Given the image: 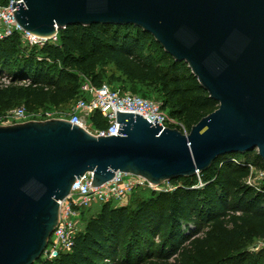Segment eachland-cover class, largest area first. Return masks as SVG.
I'll list each match as a JSON object with an SVG mask.
<instances>
[{"label": "water", "instance_id": "95a60500", "mask_svg": "<svg viewBox=\"0 0 264 264\" xmlns=\"http://www.w3.org/2000/svg\"><path fill=\"white\" fill-rule=\"evenodd\" d=\"M18 25L48 37L71 25H131L185 62L218 103L187 134L117 111L116 135L68 119L0 125V264H34L58 225L59 201L87 172L153 184L192 177L217 157L256 150L264 164V0H23Z\"/></svg>", "mask_w": 264, "mask_h": 264}, {"label": "trees", "instance_id": "16d2710c", "mask_svg": "<svg viewBox=\"0 0 264 264\" xmlns=\"http://www.w3.org/2000/svg\"><path fill=\"white\" fill-rule=\"evenodd\" d=\"M153 48L168 57L162 64L163 59L154 56ZM121 61H128L140 73L142 82L151 80L148 86L158 92L161 108L179 120L187 131L218 107L187 64L175 62L148 32L131 25L91 24L61 28L56 43L47 42L41 46L25 45L18 33L1 39L0 75L5 74L10 84L0 88V111L20 105L18 103L26 109L75 103L80 93L81 76L101 85L104 82L96 67L102 62L120 64ZM22 80L29 81L23 84ZM132 89L137 91L136 87ZM140 95L150 99L145 93ZM89 122L95 130L107 127L106 119L99 112L93 113ZM236 156L238 154L234 153L219 156L201 172L208 198L217 201L219 212L225 209L224 199H221L230 188L238 187L240 196L235 205L243 204L242 207L235 206V210L251 211L264 203V194L239 181L249 175L248 163L263 166L262 159L254 151L245 153L240 162L231 159ZM218 165L223 170L216 171ZM190 179L187 178L188 184H192ZM214 185L220 186L222 196L214 192ZM198 193L189 187H180L173 192L151 191L134 206L106 202L89 216V209L84 210L71 250L55 259L40 258L34 264H111L121 254V264L139 263L144 259V247L161 231L162 235L168 236V253L174 254L184 242L187 230L178 216L187 214ZM232 258L237 256L232 255ZM244 261H248L247 257ZM203 264L230 263L217 259ZM248 264H264V250Z\"/></svg>", "mask_w": 264, "mask_h": 264}, {"label": "rangeland", "instance_id": "374dc122", "mask_svg": "<svg viewBox=\"0 0 264 264\" xmlns=\"http://www.w3.org/2000/svg\"><path fill=\"white\" fill-rule=\"evenodd\" d=\"M153 53L158 59H163L160 64L168 58L164 52L158 51V48H153ZM96 72L99 73L101 81L108 83L113 88L137 94L145 93L150 96L151 100L160 101L158 92L151 90L148 86L151 80L142 82L140 73L128 61H121L120 64L102 62L96 67ZM0 80L3 82L1 78ZM20 82H25L23 84L28 83L26 80ZM9 84L10 82L6 86ZM6 86L0 84V88H5ZM132 87H136L137 91H133ZM73 107L74 102L71 101L59 106L29 107L27 112L29 118H36V115L41 112H48L51 116L50 118H68L73 111ZM88 124V129L93 131L94 128L89 121ZM188 132L186 130V134ZM253 151L257 153L256 150ZM249 153H252V151ZM243 155L238 154L236 158L232 157L231 159L234 162H240L244 158ZM215 170L223 169L218 165ZM190 178L192 184H188L187 178H179L163 185L167 192H173L180 187H189L199 192L194 196L193 204L191 203L192 205L189 206L187 214L178 216L180 223L187 228L184 234V242L174 254L168 253V236L162 235L161 231L152 236L150 244L142 250L144 253L143 261L139 263L135 261L133 264H203L217 259L225 260L230 264H248L254 260L256 255L264 250V214L262 213L264 203L258 204L251 211L235 210V206L242 207L241 205H243L242 203L235 205L240 196L238 187L230 188L222 196L224 193L221 191L220 186L214 185V192L222 196L221 201L224 199L225 209L219 212L221 210H217V205L215 204L217 201L213 198H208L209 194L204 189L205 183L202 180L201 173ZM239 181H241L242 185L252 187L255 191L264 194V165L254 166L253 169H250L249 175L245 178H240ZM150 193L151 191L148 189L138 188L130 201H125L123 204L134 206L137 200L148 197ZM111 203L120 205L119 202L112 201ZM100 206V204H94L87 211L89 212L87 216L98 212ZM166 231H168V226ZM232 255L237 256V258H232ZM246 257L248 261H244ZM120 259L122 260V254L111 264H121Z\"/></svg>", "mask_w": 264, "mask_h": 264}, {"label": "built area", "instance_id": "2783aa9c", "mask_svg": "<svg viewBox=\"0 0 264 264\" xmlns=\"http://www.w3.org/2000/svg\"><path fill=\"white\" fill-rule=\"evenodd\" d=\"M13 2L20 4L23 0L0 1V40L18 33L22 42L27 46H41L47 42L56 43L58 41V32L48 37H42L23 30L14 18L12 11L16 9V4L12 7ZM0 78L3 80V82L0 80L1 85L6 86L10 82L5 74L0 75ZM79 92L72 113L68 118L61 119H68L92 134L104 136L118 134L117 111L140 114L144 118H148L153 125H155L156 117L159 125L177 128L186 134L184 125L163 110L158 101L130 91H121L106 83L95 85L85 76H81ZM95 112H99L106 119L107 127L105 129H94L93 131L88 129L89 118ZM36 116V118H29L26 107L20 104L1 112L0 125L51 119L48 112H41ZM247 166L250 171L256 165L248 163ZM91 180V172L77 178L73 182L69 194L59 201L58 225L50 235L41 259H55L60 254L71 250L74 238L81 227L82 212L90 209L94 204L102 205L112 201L123 204L125 201H130L138 188L165 191L163 185L170 182L165 181L156 185L143 176L124 172H116L113 178L99 186L91 185Z\"/></svg>", "mask_w": 264, "mask_h": 264}, {"label": "crops", "instance_id": "0c3cea01", "mask_svg": "<svg viewBox=\"0 0 264 264\" xmlns=\"http://www.w3.org/2000/svg\"><path fill=\"white\" fill-rule=\"evenodd\" d=\"M92 214H94V213H92Z\"/></svg>", "mask_w": 264, "mask_h": 264}]
</instances>
